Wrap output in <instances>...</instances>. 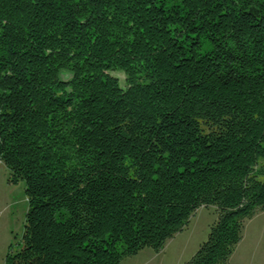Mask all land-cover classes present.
<instances>
[{
	"label": "trees",
	"instance_id": "obj_1",
	"mask_svg": "<svg viewBox=\"0 0 264 264\" xmlns=\"http://www.w3.org/2000/svg\"><path fill=\"white\" fill-rule=\"evenodd\" d=\"M0 161L6 264H122L201 206L186 264H226L264 209V0H0Z\"/></svg>",
	"mask_w": 264,
	"mask_h": 264
},
{
	"label": "rangeland",
	"instance_id": "obj_2",
	"mask_svg": "<svg viewBox=\"0 0 264 264\" xmlns=\"http://www.w3.org/2000/svg\"><path fill=\"white\" fill-rule=\"evenodd\" d=\"M71 73L70 70H61L59 77L65 78ZM110 73L123 87L126 86L124 72L115 70ZM9 177V169L0 161V264H6L7 254L21 242L28 211L24 181L11 184ZM219 215L220 211L215 206L199 207L188 224L168 239L159 252L145 248L126 258L122 264H186L207 239ZM226 264H264V209H257L253 217L244 221L242 239Z\"/></svg>",
	"mask_w": 264,
	"mask_h": 264
}]
</instances>
